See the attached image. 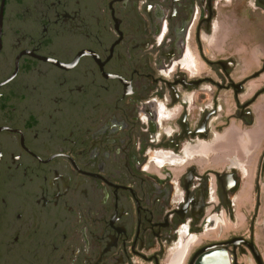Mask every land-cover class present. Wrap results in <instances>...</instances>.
I'll return each mask as SVG.
<instances>
[{
  "label": "flooded vegetation",
  "instance_id": "1",
  "mask_svg": "<svg viewBox=\"0 0 264 264\" xmlns=\"http://www.w3.org/2000/svg\"><path fill=\"white\" fill-rule=\"evenodd\" d=\"M258 236L264 0H0V264H264Z\"/></svg>",
  "mask_w": 264,
  "mask_h": 264
},
{
  "label": "water",
  "instance_id": "2",
  "mask_svg": "<svg viewBox=\"0 0 264 264\" xmlns=\"http://www.w3.org/2000/svg\"><path fill=\"white\" fill-rule=\"evenodd\" d=\"M251 250L256 257L257 262L263 264L258 252L253 246L251 247ZM194 264H231V259L229 258L226 248H223L204 254Z\"/></svg>",
  "mask_w": 264,
  "mask_h": 264
},
{
  "label": "rangeland",
  "instance_id": "3",
  "mask_svg": "<svg viewBox=\"0 0 264 264\" xmlns=\"http://www.w3.org/2000/svg\"><path fill=\"white\" fill-rule=\"evenodd\" d=\"M257 243H258V245L261 247V250H263L264 251V248H263V246H264V243H263V241H262V239L258 236V238H257ZM263 254H264V252H263ZM244 258L243 259H241L240 261L241 262H244Z\"/></svg>",
  "mask_w": 264,
  "mask_h": 264
}]
</instances>
